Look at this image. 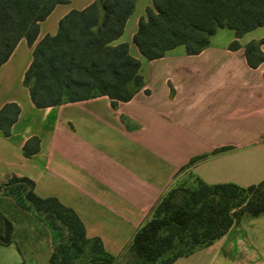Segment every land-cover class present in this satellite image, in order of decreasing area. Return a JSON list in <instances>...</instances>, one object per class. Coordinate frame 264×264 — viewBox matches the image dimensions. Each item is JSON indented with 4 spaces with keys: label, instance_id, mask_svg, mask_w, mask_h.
Listing matches in <instances>:
<instances>
[{
    "label": "crops",
    "instance_id": "1",
    "mask_svg": "<svg viewBox=\"0 0 264 264\" xmlns=\"http://www.w3.org/2000/svg\"><path fill=\"white\" fill-rule=\"evenodd\" d=\"M96 1L58 0L35 43L21 38L0 66V109L11 102L21 109L11 134L0 131V178L32 180L38 196L74 209L87 237L100 238L117 257L187 172L207 184L264 180V62L253 68L246 56V45L264 38V26L238 38L234 29L220 28L198 54L179 45L149 60L134 35L153 0H136L113 42L127 43L141 62L144 85L133 98L113 105L102 95L37 107L24 84L35 45L56 35L70 11ZM236 39L240 47L231 49ZM34 136L40 149L27 155L24 146ZM0 247L5 253L10 246ZM19 255L4 261L20 264ZM173 264H264V214L245 213L213 244Z\"/></svg>",
    "mask_w": 264,
    "mask_h": 264
},
{
    "label": "trees",
    "instance_id": "2",
    "mask_svg": "<svg viewBox=\"0 0 264 264\" xmlns=\"http://www.w3.org/2000/svg\"><path fill=\"white\" fill-rule=\"evenodd\" d=\"M135 2L99 0L83 10H72L60 20L56 35H47L35 45L24 84L37 107L102 95L109 96L113 105L133 98L144 85L141 62L129 53L127 43L113 42L123 34ZM57 3L58 0H0V66L21 38L25 37L30 45L35 43L40 22ZM262 26L264 0H153L146 16L140 19L134 42L147 59L153 60L179 45H185L188 54H198L220 28L234 29L238 38ZM263 44L264 38L246 45L248 64L253 68L264 62ZM230 47L238 49V40ZM20 112L15 102L0 109V131L4 135L11 134ZM39 149L37 136L24 146L27 155ZM24 178L32 184L28 199L35 207L70 229L65 243L51 253L50 264H69L70 249L77 250L79 243L89 248L96 264L117 261L118 257L105 250L100 238L87 237L85 225L74 209L57 197L38 196L33 181ZM197 180L201 188L192 191L188 200L176 201L174 194L179 189L174 188L153 207L127 248L126 253L135 258L126 264H173L213 244L245 213L264 214V180L247 187Z\"/></svg>",
    "mask_w": 264,
    "mask_h": 264
},
{
    "label": "rangeland",
    "instance_id": "3",
    "mask_svg": "<svg viewBox=\"0 0 264 264\" xmlns=\"http://www.w3.org/2000/svg\"><path fill=\"white\" fill-rule=\"evenodd\" d=\"M201 185L196 177L187 172L171 190L179 189L174 194L176 201H186L190 198L191 192L199 190ZM31 189L32 184L24 177L8 175L0 178V233H3L5 220L12 225L11 242L4 244L10 247L5 249V253L0 247L1 264H11L4 260L12 259L13 254L16 256L21 254L20 264H45L48 259L50 260L53 250L64 244L70 235L67 225L47 213L40 212L28 199V192ZM0 246H3L1 241ZM78 246L77 250L70 249L69 264H96L91 259L89 248L87 246L82 248L81 243ZM117 257L113 264H126L135 258L129 252Z\"/></svg>",
    "mask_w": 264,
    "mask_h": 264
},
{
    "label": "water",
    "instance_id": "4",
    "mask_svg": "<svg viewBox=\"0 0 264 264\" xmlns=\"http://www.w3.org/2000/svg\"><path fill=\"white\" fill-rule=\"evenodd\" d=\"M11 228H12V225L9 221H5L4 222V230H3V233L0 234V241L3 243V244H7L10 240V235H11Z\"/></svg>",
    "mask_w": 264,
    "mask_h": 264
}]
</instances>
